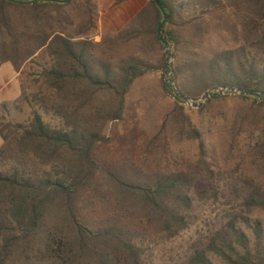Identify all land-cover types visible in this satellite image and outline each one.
I'll return each instance as SVG.
<instances>
[{"label":"trees","instance_id":"1","mask_svg":"<svg viewBox=\"0 0 264 264\" xmlns=\"http://www.w3.org/2000/svg\"><path fill=\"white\" fill-rule=\"evenodd\" d=\"M74 1L0 0V67L11 63L22 82L21 96L0 111L29 109L24 121L0 119V264H154L155 238L189 229L198 200L217 194L221 178L184 98L264 95V0H159L169 86L154 0L115 2L136 7L107 33L93 8L67 18ZM132 99L155 116L149 152L197 144L188 170L144 176L105 161L107 131L126 121ZM198 111L224 120L230 153L261 180L264 100L213 96ZM245 199L189 264H264V219L255 215L264 191Z\"/></svg>","mask_w":264,"mask_h":264},{"label":"rangeland","instance_id":"2","mask_svg":"<svg viewBox=\"0 0 264 264\" xmlns=\"http://www.w3.org/2000/svg\"><path fill=\"white\" fill-rule=\"evenodd\" d=\"M117 1L75 0L65 8L66 17L75 20L89 7L93 8L100 18L98 32L107 33L118 29L123 24L125 15L136 7L134 3L115 6ZM170 99H165L159 105V111L169 108L172 100ZM132 100L126 121L111 124L107 131L111 142L101 148L105 161L124 171L144 176L188 170L198 158L197 144L173 145L169 152H149L147 144L153 133L151 126L155 116H144L138 103L135 99ZM186 106L194 123L204 132L210 161L221 173V178L217 183V194L211 192L205 199L198 200L189 229L171 241L155 238L154 264H189L195 253L203 249L215 234L226 227L230 217L243 209L245 198L252 189L260 187L264 191V174L261 180H257L258 173L249 175L245 168L239 166L240 160L230 153V140L224 120L199 113V108L193 104L186 103ZM4 113L0 111V119ZM28 114V108L25 113L13 111L7 119L24 121ZM255 215L264 219V212H256Z\"/></svg>","mask_w":264,"mask_h":264},{"label":"water","instance_id":"3","mask_svg":"<svg viewBox=\"0 0 264 264\" xmlns=\"http://www.w3.org/2000/svg\"><path fill=\"white\" fill-rule=\"evenodd\" d=\"M46 1L53 2V3H67V2H70L71 0H67V1H64V0L63 1L62 0H46ZM154 1L156 2V4L159 6V8L162 10V12L164 14V21L162 22V24L160 25V27L158 29V35H159V38H160L161 42L164 44L166 51H167L168 59H167V63H166L167 64V66H166V70H167L166 84L169 86V84L171 82V59H172L171 50H172V47L168 43V41L164 38V35H163V27L167 23L168 16H167V13H166L164 7L160 3V1L159 0H154ZM175 92L177 95H180L177 90H175ZM227 94L255 96V97H259L262 100H264V95H259V94H256L254 92H251V91H244V90H239V89H230V90L226 89V90H220L218 92H212V91L208 92L206 95L203 96V98L200 100L199 103H196L195 101L190 100L188 98H184V101L188 104H193V106L196 108H201L209 98H211L213 96H220V95H227Z\"/></svg>","mask_w":264,"mask_h":264},{"label":"crops","instance_id":"4","mask_svg":"<svg viewBox=\"0 0 264 264\" xmlns=\"http://www.w3.org/2000/svg\"><path fill=\"white\" fill-rule=\"evenodd\" d=\"M28 1V0H24ZM99 40V38H97ZM22 82L20 75L15 71L11 63H6L0 67V107L3 104H13L21 96ZM10 109V115L13 113ZM9 117L7 113L3 116ZM3 146V140L0 136V148Z\"/></svg>","mask_w":264,"mask_h":264}]
</instances>
